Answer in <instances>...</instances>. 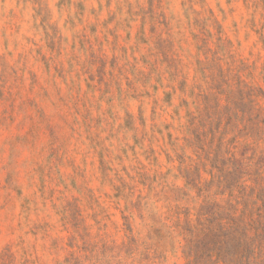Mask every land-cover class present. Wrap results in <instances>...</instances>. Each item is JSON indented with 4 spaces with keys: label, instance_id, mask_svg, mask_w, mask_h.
Masks as SVG:
<instances>
[{
    "label": "rangeland",
    "instance_id": "obj_1",
    "mask_svg": "<svg viewBox=\"0 0 264 264\" xmlns=\"http://www.w3.org/2000/svg\"><path fill=\"white\" fill-rule=\"evenodd\" d=\"M236 70L264 90V0H0V264H129L143 197L168 203L149 185L198 164L188 111Z\"/></svg>",
    "mask_w": 264,
    "mask_h": 264
},
{
    "label": "trees",
    "instance_id": "obj_2",
    "mask_svg": "<svg viewBox=\"0 0 264 264\" xmlns=\"http://www.w3.org/2000/svg\"><path fill=\"white\" fill-rule=\"evenodd\" d=\"M232 76L234 86H215L216 90L203 94L205 109L197 107V114L188 111V130L195 138L190 141L201 150L198 164L181 168L186 179L183 187L149 185L168 203L161 211L156 200L149 206V199L143 197L147 201L140 202V207L145 205L141 218L149 228L141 243L133 236L129 239L128 244L142 248L128 250L127 246L129 264L158 263L166 258L167 248L172 250L177 244L185 264H264V106L257 101L264 90L246 83L237 70ZM223 95L235 105L237 116L228 102L222 104ZM236 95L238 101L234 102ZM210 96L216 103L214 111ZM235 116L243 126L225 140ZM242 132L249 136L241 142V154L236 152L239 149H227ZM233 147L238 148V144ZM128 223L127 230L134 232L129 219Z\"/></svg>",
    "mask_w": 264,
    "mask_h": 264
}]
</instances>
